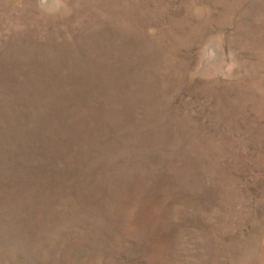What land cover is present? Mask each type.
<instances>
[{
    "label": "rangeland",
    "instance_id": "1",
    "mask_svg": "<svg viewBox=\"0 0 264 264\" xmlns=\"http://www.w3.org/2000/svg\"><path fill=\"white\" fill-rule=\"evenodd\" d=\"M0 264H264V0H0Z\"/></svg>",
    "mask_w": 264,
    "mask_h": 264
}]
</instances>
